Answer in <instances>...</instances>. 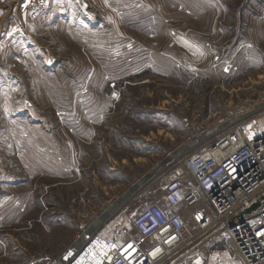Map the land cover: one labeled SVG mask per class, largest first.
Wrapping results in <instances>:
<instances>
[{"label": "rangeland", "instance_id": "rangeland-1", "mask_svg": "<svg viewBox=\"0 0 264 264\" xmlns=\"http://www.w3.org/2000/svg\"><path fill=\"white\" fill-rule=\"evenodd\" d=\"M263 115L264 0H0V264L137 238L166 167Z\"/></svg>", "mask_w": 264, "mask_h": 264}, {"label": "built area", "instance_id": "built-area-1", "mask_svg": "<svg viewBox=\"0 0 264 264\" xmlns=\"http://www.w3.org/2000/svg\"><path fill=\"white\" fill-rule=\"evenodd\" d=\"M160 180L162 198L133 217L137 238L89 234L61 264H264V148L245 130L185 154ZM204 201L212 212L192 207Z\"/></svg>", "mask_w": 264, "mask_h": 264}, {"label": "bare ground", "instance_id": "bare-ground-1", "mask_svg": "<svg viewBox=\"0 0 264 264\" xmlns=\"http://www.w3.org/2000/svg\"><path fill=\"white\" fill-rule=\"evenodd\" d=\"M260 129H264V115L258 119Z\"/></svg>", "mask_w": 264, "mask_h": 264}, {"label": "water", "instance_id": "water-1", "mask_svg": "<svg viewBox=\"0 0 264 264\" xmlns=\"http://www.w3.org/2000/svg\"><path fill=\"white\" fill-rule=\"evenodd\" d=\"M255 206H256V205H255ZM255 206H254V207H255Z\"/></svg>", "mask_w": 264, "mask_h": 264}, {"label": "snow or ice", "instance_id": "snow-or-ice-1", "mask_svg": "<svg viewBox=\"0 0 264 264\" xmlns=\"http://www.w3.org/2000/svg\"><path fill=\"white\" fill-rule=\"evenodd\" d=\"M71 254V253H70Z\"/></svg>", "mask_w": 264, "mask_h": 264}]
</instances>
